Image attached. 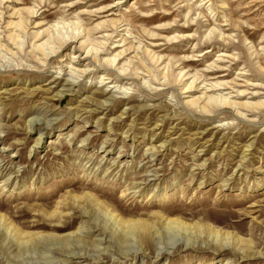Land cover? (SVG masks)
I'll use <instances>...</instances> for the list:
<instances>
[{"label": "rangeland", "instance_id": "rangeland-1", "mask_svg": "<svg viewBox=\"0 0 264 264\" xmlns=\"http://www.w3.org/2000/svg\"><path fill=\"white\" fill-rule=\"evenodd\" d=\"M75 253L264 264V0H0V264Z\"/></svg>", "mask_w": 264, "mask_h": 264}, {"label": "bare ground", "instance_id": "bare-ground-1", "mask_svg": "<svg viewBox=\"0 0 264 264\" xmlns=\"http://www.w3.org/2000/svg\"><path fill=\"white\" fill-rule=\"evenodd\" d=\"M35 13V12H34ZM33 12H32V15H35ZM24 21V20H23ZM20 23H21V21H19ZM15 24H17V23H15ZM14 25V24H13ZM21 24H19V26H20ZM24 25V24H23ZM9 26H11V28H12V22H11V24H9ZM16 26V25H15ZM18 26V25H17ZM18 26V27H19ZM44 33H46V32H44ZM43 34V33H42ZM12 36V35H11ZM36 36V35H35ZM15 37V36H14ZM36 38V37H35ZM40 38V33H38L37 34V38L36 39H38V40H40L39 39ZM37 40V41H38ZM39 43V42H38ZM37 44V43H36ZM64 45V44H63ZM36 47V49L37 50H41L42 51V54L44 55V56H46L47 55V52H51V53H55L57 50L54 48V46H50V41H49V39L47 40H45V42L44 43H40V45L39 44H37V46H35ZM34 47V48H35ZM60 49V48H59ZM58 49V50H59ZM56 50V51H55ZM56 54V53H55ZM89 54V52L87 53V55ZM48 55H50V53L48 54ZM123 55V52L121 53V54H119V55H117L116 56V58L118 59V58H120V56H122ZM117 59H115L114 61H116ZM75 61V60H74ZM82 72V71H81ZM84 72V71H83ZM85 73V72H84ZM84 73H82V74H84ZM59 78H56V80L55 81H57ZM31 130V129H30ZM152 177V176H151ZM153 177H155V176H153ZM10 184V179H8V180H6L5 181V184H4V186L5 185H9ZM79 200V199H78ZM86 201L89 203V204H91V205H94V206H96V207H99V208H103V209H105V203H100L99 201H98V199L95 197V196H93V195H88V196H86ZM84 209V208H83ZM91 210V209H90ZM82 213H81V216L83 217V218H86L87 219V221L85 222L87 225H89V226H87V227H89V229H91V228H97V229H100V228H103V226L104 227H108V228H111V227H115V225H118V224H127L128 222H124L121 218L122 217H120L119 218V216L115 213V211H113V210H109L108 208H107V213L105 214V216L103 217V219L102 220H100L99 218L101 217V216H98L96 213H93L92 211H89V210H82L81 211ZM67 216H64L63 215V218H66ZM69 218L71 219V220H77V218H75V216H72V217H70L69 216ZM102 218V217H101ZM130 222V221H129ZM174 222H178L177 220H167V222L165 223V225H172V223H174ZM62 224V223H61ZM108 225V226H107ZM118 227V226H117ZM116 228V227H115ZM10 230V228H8V229H6V232H8ZM153 236H150V234H149V232H148V228L144 231V234H142L141 235V239L143 240V243L145 244V245H147V246H150V240H151V238H152ZM180 240V239H179ZM183 240V239H182ZM176 241H177V239H176ZM157 243V242H156ZM181 243V242H180ZM185 245H189L188 243H186ZM10 246V245H9ZM176 246V245H175ZM13 246H11V248H12ZM12 249H14V248H12ZM140 251L141 250H139V249H137V250H135V252L137 253V254H140ZM79 253V252H78ZM162 255H163V249L162 248H159L158 249V251H157V256H156V259L157 260H160V259H162ZM68 257V261L67 262H63L64 264H71V263H78L79 261H81V260H84V259H87V257L86 256H82L81 255V253L80 254H70L69 256H67ZM61 262V261H60ZM62 263V262H61ZM60 263V264H61Z\"/></svg>", "mask_w": 264, "mask_h": 264}]
</instances>
